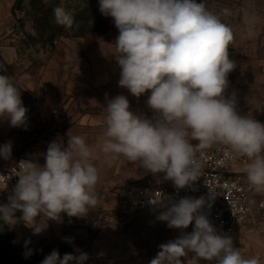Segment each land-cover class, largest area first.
Segmentation results:
<instances>
[{
  "label": "clouds",
  "instance_id": "clouds-1",
  "mask_svg": "<svg viewBox=\"0 0 264 264\" xmlns=\"http://www.w3.org/2000/svg\"><path fill=\"white\" fill-rule=\"evenodd\" d=\"M100 11L118 29L119 87L137 99L147 94L146 106L152 112L151 117L134 113L123 94L106 99L100 150L154 176L163 174L180 190L201 176L196 153L218 145L226 157H245L248 182L264 191V123L242 115L236 93L228 94L229 75L236 69L229 55L231 29L203 0H100ZM53 16L56 24L73 28V13L63 5L54 7ZM27 112L20 90L10 77L0 75V121L26 130ZM11 153L10 141L0 145V157L7 160ZM92 159L85 138L68 135L67 146L62 139L48 145L42 165L21 160L18 181L6 202H0V220L10 227L22 221L39 235L49 220L62 222V214L70 220L85 218L98 204L99 172ZM150 204L165 209L156 219L170 229L194 227L159 245L149 264H188L189 259L191 264H260L255 257L246 258L231 237L217 233L202 212L204 198L173 200L162 193L161 200ZM30 244V239L25 241V258L33 254ZM76 251L79 255L65 253L61 258L54 249L41 264H85L88 254Z\"/></svg>",
  "mask_w": 264,
  "mask_h": 264
},
{
  "label": "rangeland",
  "instance_id": "rangeland-1",
  "mask_svg": "<svg viewBox=\"0 0 264 264\" xmlns=\"http://www.w3.org/2000/svg\"><path fill=\"white\" fill-rule=\"evenodd\" d=\"M203 2L233 33L229 55L236 69L229 75L228 94L236 93L242 115L264 123V0ZM58 5L73 13L72 29L55 23L53 9ZM117 35L112 18L100 11V0H0V75L11 78L28 109L26 130L0 121V145L12 143L7 161H41L54 140L62 139L67 146L68 135L82 136L92 147V163L99 172L98 204L85 218L70 220L62 214V222L49 220L39 235H33L22 221L10 227L0 220V264H41L54 249L61 258L65 253L79 255V249L88 254L85 264H149L159 245L181 235L170 229L140 236L121 225L130 219L121 214L119 194L155 176L100 150L106 99L123 94L134 113L152 116L147 94L137 99L118 85ZM12 188L0 193V202H6ZM263 198L264 191L254 190L253 205ZM21 215L16 213L18 219ZM255 218L257 224L249 226L252 232L238 235L233 244L246 258L255 257L264 264V215L255 212ZM29 239L33 254L25 258Z\"/></svg>",
  "mask_w": 264,
  "mask_h": 264
},
{
  "label": "built area",
  "instance_id": "built-area-1",
  "mask_svg": "<svg viewBox=\"0 0 264 264\" xmlns=\"http://www.w3.org/2000/svg\"><path fill=\"white\" fill-rule=\"evenodd\" d=\"M196 156L202 163V171L191 187L178 190L171 181L164 179L163 174L156 175L143 185L131 186L119 194L121 214L132 219L160 209L150 204V201L155 204L162 199V193L173 200L202 197L205 200L202 212L218 234L231 237L233 242L238 235H249L252 232L249 226L257 224L255 212L264 215V198L256 206L253 205L252 194L255 189L245 173L239 171L247 163L246 158L235 153L226 157L224 148L218 145L203 152L198 151ZM21 160L29 159L0 160V193L17 183V165ZM34 162L42 165L45 161ZM193 227L194 224L190 225L186 233L192 232Z\"/></svg>",
  "mask_w": 264,
  "mask_h": 264
},
{
  "label": "crops",
  "instance_id": "crops-1",
  "mask_svg": "<svg viewBox=\"0 0 264 264\" xmlns=\"http://www.w3.org/2000/svg\"><path fill=\"white\" fill-rule=\"evenodd\" d=\"M244 167L242 166L239 168V171L244 172ZM144 215V214H143ZM142 215L132 218L129 221L123 222L121 225H123V227H125V231H127L128 233H132L134 231L136 232H140L139 234H141L140 236L144 235L145 233H152V232H156V231H168L170 230L169 227L166 226H160V225H156V226H152V227H142V226H134L133 222L135 220H137L138 218H140ZM120 225V224H118ZM171 230H178V229H171ZM136 248V246H135Z\"/></svg>",
  "mask_w": 264,
  "mask_h": 264
},
{
  "label": "water",
  "instance_id": "water-1",
  "mask_svg": "<svg viewBox=\"0 0 264 264\" xmlns=\"http://www.w3.org/2000/svg\"><path fill=\"white\" fill-rule=\"evenodd\" d=\"M164 210H165L164 208H160L158 210H155V211L149 212L147 214H144L140 218L135 220L133 222V225L134 226H142V227H152V226L160 225V226L168 227L167 226V222L159 221V220L156 219V217L160 214V212H162ZM189 227L186 228V229H183V230H180V229H178V230L180 232L183 231V232L186 233L187 230L189 229Z\"/></svg>",
  "mask_w": 264,
  "mask_h": 264
}]
</instances>
